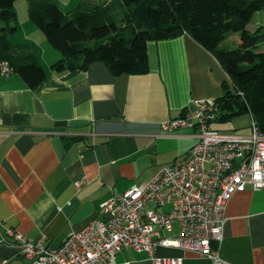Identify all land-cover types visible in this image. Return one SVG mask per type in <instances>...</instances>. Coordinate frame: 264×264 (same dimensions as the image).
<instances>
[{"label": "crops", "instance_id": "obj_1", "mask_svg": "<svg viewBox=\"0 0 264 264\" xmlns=\"http://www.w3.org/2000/svg\"><path fill=\"white\" fill-rule=\"evenodd\" d=\"M81 1L54 0L64 12ZM14 8L16 43L19 37L30 46L46 79L31 90L16 73L0 71V264H28L5 237L7 229L28 239L44 234L49 246L58 247L72 232L102 218L99 204L112 191L123 193L165 166L186 162L197 131L164 134L160 123L178 117L192 100L218 99L223 85L231 86L217 58L188 34L148 42L145 74L116 75L103 62L58 73L52 65L61 54L29 20L27 0H17ZM247 28L264 29V10L252 15ZM230 40L237 46V35H230L221 48L232 49ZM225 218L222 240L213 245L219 264H264V191L235 193ZM178 232L175 225L161 235ZM156 256L213 264L177 248L160 247ZM115 263L152 261L147 253L126 248Z\"/></svg>", "mask_w": 264, "mask_h": 264}, {"label": "built area", "instance_id": "obj_2", "mask_svg": "<svg viewBox=\"0 0 264 264\" xmlns=\"http://www.w3.org/2000/svg\"><path fill=\"white\" fill-rule=\"evenodd\" d=\"M0 71L7 76L11 69L2 62ZM218 110L214 99L192 100L178 117L160 123L164 134L197 131L187 161L165 166L123 193L112 191L99 204L102 218L72 232L60 246H49L44 234L28 239L16 229H7L5 237L28 264H116V255L126 248L147 253L152 264H183L157 257L160 247L193 251L219 264L213 245L222 240L231 197L246 189L264 191V133L251 118L249 134L215 130L211 125ZM149 204L154 208L148 209ZM175 225L176 235H161Z\"/></svg>", "mask_w": 264, "mask_h": 264}, {"label": "trees", "instance_id": "obj_3", "mask_svg": "<svg viewBox=\"0 0 264 264\" xmlns=\"http://www.w3.org/2000/svg\"><path fill=\"white\" fill-rule=\"evenodd\" d=\"M16 1L0 0V63L34 90L46 74L28 44L10 39L17 32ZM27 3L29 20L61 54L52 65L58 73L103 62L116 75L145 74L148 42L190 35L217 58L231 81L215 99V122L246 114L264 133V29L247 28L252 15L264 10V0H82L68 12L54 0ZM232 34L237 46L221 48Z\"/></svg>", "mask_w": 264, "mask_h": 264}, {"label": "rangeland", "instance_id": "obj_4", "mask_svg": "<svg viewBox=\"0 0 264 264\" xmlns=\"http://www.w3.org/2000/svg\"><path fill=\"white\" fill-rule=\"evenodd\" d=\"M248 30L251 31V32H254L255 29H248ZM42 35H43V33H42ZM44 38H45V36H44ZM10 39H11L12 42L16 43V40H17L16 36L12 35V36H10ZM18 40H19L18 42H21V43L23 42V39H20L19 37H18ZM226 43H227V45L231 44L232 48L235 47V45H232L233 44L232 40H230V41H228ZM249 123H250V119H249L248 115L243 114V115L234 117L233 120H231V121L227 122L225 125L219 126L217 128L221 132L241 134L243 132H248Z\"/></svg>", "mask_w": 264, "mask_h": 264}]
</instances>
